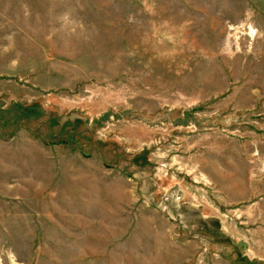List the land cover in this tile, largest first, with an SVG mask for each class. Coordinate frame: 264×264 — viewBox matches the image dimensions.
<instances>
[{
	"label": "rangeland",
	"instance_id": "obj_1",
	"mask_svg": "<svg viewBox=\"0 0 264 264\" xmlns=\"http://www.w3.org/2000/svg\"><path fill=\"white\" fill-rule=\"evenodd\" d=\"M0 264H264V0H0Z\"/></svg>",
	"mask_w": 264,
	"mask_h": 264
},
{
	"label": "trees",
	"instance_id": "obj_2",
	"mask_svg": "<svg viewBox=\"0 0 264 264\" xmlns=\"http://www.w3.org/2000/svg\"><path fill=\"white\" fill-rule=\"evenodd\" d=\"M27 110H32L31 108H28Z\"/></svg>",
	"mask_w": 264,
	"mask_h": 264
}]
</instances>
